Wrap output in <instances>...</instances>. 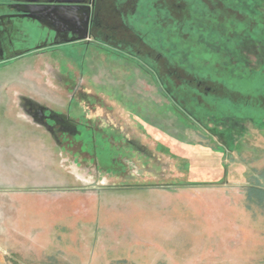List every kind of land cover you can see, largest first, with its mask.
Segmentation results:
<instances>
[{
	"label": "rangeland",
	"instance_id": "374dc122",
	"mask_svg": "<svg viewBox=\"0 0 264 264\" xmlns=\"http://www.w3.org/2000/svg\"><path fill=\"white\" fill-rule=\"evenodd\" d=\"M218 2L193 8L202 54L157 57L166 85L73 44L0 63V264H264V0Z\"/></svg>",
	"mask_w": 264,
	"mask_h": 264
},
{
	"label": "flooded vegetation",
	"instance_id": "af4514ba",
	"mask_svg": "<svg viewBox=\"0 0 264 264\" xmlns=\"http://www.w3.org/2000/svg\"><path fill=\"white\" fill-rule=\"evenodd\" d=\"M152 1L154 0H0V63L35 51L44 54L55 51L60 46L73 44L81 48L85 57L91 48L105 50L108 55L131 61L134 65L149 70L152 79L159 84L166 85V81L155 72L161 69L157 57L162 54L165 58L161 64L165 69H173L174 61L167 55L174 53V45L180 44V49H185V54L190 57L202 54L191 33L193 18L197 16L194 15L193 8L205 2L215 6L220 4V0H156V6L151 5ZM27 3L69 6L81 12L88 10L87 15H76L88 17L87 38H77L84 27L82 18L74 24L67 21L41 23L20 10L22 4ZM148 9H152L153 13H148ZM217 10L220 16L222 10L219 6ZM202 13L204 14L203 10ZM53 41L59 43L52 44ZM130 41H136L137 46H133ZM133 47L137 50L133 51ZM82 64L85 65L84 61ZM81 85V81H77L72 94L81 91ZM80 94L83 99L85 95ZM71 99L73 100L72 96ZM20 103L23 111L52 136L67 135L80 139L91 138L93 141L95 131H91L92 125L71 118V106L66 107L68 115L56 113L47 104L28 97H21Z\"/></svg>",
	"mask_w": 264,
	"mask_h": 264
},
{
	"label": "water",
	"instance_id": "95a60500",
	"mask_svg": "<svg viewBox=\"0 0 264 264\" xmlns=\"http://www.w3.org/2000/svg\"><path fill=\"white\" fill-rule=\"evenodd\" d=\"M21 11L27 13L34 19H37L41 23L50 24L58 23L60 21H67L71 24L77 23V20L84 21V27H82L81 33L78 35V39L87 38V18L88 17H76L79 13H89L88 10L81 12L79 9L69 6H58V5H49V4H37V3H27L22 4ZM61 42V41H60ZM59 41H53L52 44H57ZM93 186H96L95 183H92Z\"/></svg>",
	"mask_w": 264,
	"mask_h": 264
},
{
	"label": "crops",
	"instance_id": "0c3cea01",
	"mask_svg": "<svg viewBox=\"0 0 264 264\" xmlns=\"http://www.w3.org/2000/svg\"><path fill=\"white\" fill-rule=\"evenodd\" d=\"M154 189H156V190L153 191V192H154L153 195H159L160 192H163V193H165V194H167V195L169 194L167 190H162V189L160 190V189H157V188H153V190H154ZM175 191H176V190H175Z\"/></svg>",
	"mask_w": 264,
	"mask_h": 264
}]
</instances>
